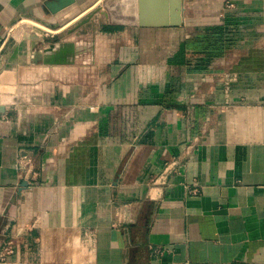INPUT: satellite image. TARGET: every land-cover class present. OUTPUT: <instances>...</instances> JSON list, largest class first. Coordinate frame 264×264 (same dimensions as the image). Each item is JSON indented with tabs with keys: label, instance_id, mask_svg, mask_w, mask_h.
Here are the masks:
<instances>
[{
	"label": "crops",
	"instance_id": "crops-1",
	"mask_svg": "<svg viewBox=\"0 0 264 264\" xmlns=\"http://www.w3.org/2000/svg\"><path fill=\"white\" fill-rule=\"evenodd\" d=\"M101 2L0 0V264H264V0Z\"/></svg>",
	"mask_w": 264,
	"mask_h": 264
},
{
	"label": "water",
	"instance_id": "water-1",
	"mask_svg": "<svg viewBox=\"0 0 264 264\" xmlns=\"http://www.w3.org/2000/svg\"><path fill=\"white\" fill-rule=\"evenodd\" d=\"M56 11L63 10L75 0H58ZM183 0H102V6L81 20L76 29L88 24L102 13L112 25L142 28L178 27L182 24ZM35 56L41 59V52ZM2 110V109H0Z\"/></svg>",
	"mask_w": 264,
	"mask_h": 264
},
{
	"label": "trees",
	"instance_id": "trees-1",
	"mask_svg": "<svg viewBox=\"0 0 264 264\" xmlns=\"http://www.w3.org/2000/svg\"><path fill=\"white\" fill-rule=\"evenodd\" d=\"M199 38V39H198ZM196 42L193 44L195 45H201V44H209L210 49L205 50L206 52H209L213 55L220 54L223 51V45H222V37L219 34L212 35L210 37L209 35L205 38L198 36Z\"/></svg>",
	"mask_w": 264,
	"mask_h": 264
},
{
	"label": "rangeland",
	"instance_id": "rangeland-1",
	"mask_svg": "<svg viewBox=\"0 0 264 264\" xmlns=\"http://www.w3.org/2000/svg\"><path fill=\"white\" fill-rule=\"evenodd\" d=\"M102 1V0H101ZM102 6V2L100 5H98L97 7L94 8V11L97 10L98 8H100ZM91 13V12H90ZM86 18V17H85Z\"/></svg>",
	"mask_w": 264,
	"mask_h": 264
},
{
	"label": "built area",
	"instance_id": "built-area-1",
	"mask_svg": "<svg viewBox=\"0 0 264 264\" xmlns=\"http://www.w3.org/2000/svg\"><path fill=\"white\" fill-rule=\"evenodd\" d=\"M232 7V6H231ZM0 55H1V48H0Z\"/></svg>",
	"mask_w": 264,
	"mask_h": 264
}]
</instances>
